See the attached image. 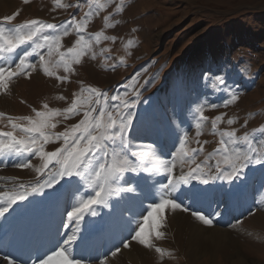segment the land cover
<instances>
[{"label": "rangeland", "instance_id": "1", "mask_svg": "<svg viewBox=\"0 0 264 264\" xmlns=\"http://www.w3.org/2000/svg\"><path fill=\"white\" fill-rule=\"evenodd\" d=\"M60 2L71 6L56 7L54 0H27V3L25 0H0V23L5 16L18 13L5 27L33 19L53 23L57 27L46 30L47 34H61L65 30L69 33L61 38V51L73 47L80 35L89 41V48L80 63L73 64L71 73H65L61 66L51 69L54 76H46L39 66V57H29V62L37 66L29 70L30 77L15 78L8 90L0 93V113L6 114L0 118V130H10L7 117L34 116L32 110L43 111L44 104L61 113L54 118L56 127L50 131L58 134L70 130L83 118L84 109L67 119L64 109L81 95V88L91 87L107 93L109 106L118 103L111 100L115 95L138 100L132 109L136 118L130 134L135 151L154 147L159 149L161 157L170 159L171 153L179 148V140L187 134L188 149H199L203 145V151L195 155L199 163L218 147L220 132L235 129L237 136L249 133L255 144L264 141V131H261L264 129V0ZM101 3L106 5L103 10L98 7ZM121 6L122 10L118 11ZM89 7L93 15L84 31L77 33L68 22L73 17L79 21ZM97 32L101 33L99 42L95 39ZM23 48L30 50V45ZM50 59L55 65L59 57L54 54ZM16 62L18 57L14 56L13 64ZM3 63L5 61H0ZM57 76H67V80H58ZM216 76H220L223 83H219ZM137 91L138 97L135 96ZM233 93L238 99L225 107ZM213 104L219 107L211 108ZM200 105L204 106L207 120L202 122L201 134L196 136V108ZM216 116L222 119L214 130L212 121ZM228 119L234 123L228 125ZM62 143V139L55 140L45 145L44 150L55 151ZM26 161H30L28 168L13 166ZM209 163L214 164L215 160ZM41 165L39 157L30 154L9 153L0 157V193H10L21 183L28 185L47 179L37 172ZM175 171L179 174L180 169ZM183 171H188V166ZM212 171L215 172L214 167ZM127 175L129 184L137 187V191L130 194L134 196L133 206L138 205L137 211L132 212L121 197H114L108 207H96V216L86 215L78 236H87L90 242L86 247L73 246L84 251L80 253L81 262L98 264L112 256L117 247L125 249L124 240L131 241L135 226L147 215L149 204L158 202L159 186L167 182L163 174ZM77 180H62L54 188L29 197L22 206L14 205L15 211L10 209L5 217H0V253L8 258L13 254L23 256L22 262L33 264L37 255L45 253L44 249L49 250L57 242L62 244L66 238L64 234H70L75 227V222L68 220L67 212L88 191L82 184L78 186ZM184 187L188 195L202 199L189 207L190 198L184 194L182 198L176 197L177 202L182 203L189 214L199 212L210 218L212 225H206L205 229L197 231L198 234L190 229L181 241L161 227L163 236L155 239L154 247L148 249L147 261L141 263L133 259V262L128 261L130 264H264V164L248 165L243 175L231 183L214 180L205 185L193 181L181 185L180 190ZM123 205L126 208L121 207ZM115 209L120 217H129L130 212L134 217L141 216L140 219H122L133 221L127 237L123 233L127 229H121L119 217L117 225L111 222L110 216ZM192 217H189L191 222ZM65 223L68 227L63 226ZM31 225L39 230L31 231ZM202 225L198 223L197 226L201 229ZM213 229L220 232L217 240L210 236ZM40 234L46 242H39ZM17 238L25 247L37 249L22 254L14 246ZM214 242L218 243L216 247ZM157 247L162 249L163 255L156 252ZM192 249L198 253L194 254ZM87 251H95L97 255L89 257ZM73 255L78 254L74 252Z\"/></svg>", "mask_w": 264, "mask_h": 264}, {"label": "snow or ice", "instance_id": "2", "mask_svg": "<svg viewBox=\"0 0 264 264\" xmlns=\"http://www.w3.org/2000/svg\"><path fill=\"white\" fill-rule=\"evenodd\" d=\"M25 2L27 3V0ZM54 2L55 6L60 8L71 6L62 4L60 0ZM98 7L99 10H103L106 5L101 3ZM117 10H122V6ZM17 15L18 13H14L5 16L3 23H0V61H5L0 64V93L6 92L15 78L30 77L29 70H35L37 66L29 62V57L38 56L43 73L51 77L55 75L51 70L53 67L62 66L65 73H71L73 64H79L80 58L89 48V41L80 35L73 47L61 51V38L69 33L65 30L61 34H47L46 30L57 27L53 23L33 19L12 27L4 26L10 24ZM92 15L93 10L89 7L79 21L73 17L68 23L77 33H82ZM107 19L105 17V21ZM100 38L101 33L97 32L96 41L99 42ZM104 38L108 39V37ZM24 45H30V50L24 49ZM18 49L21 52H18ZM42 49L45 51H41ZM54 54L59 57L55 65L50 59ZM14 56L18 57V62L13 64ZM56 79L67 80V76H57ZM215 79L223 83L220 76H216ZM84 92L88 95L84 96ZM135 96H139L138 91L135 92ZM237 99L238 97L233 93L224 106ZM111 100L118 103L109 106L107 93L91 87L81 88V95L74 98L71 105L63 112L67 119L78 115L81 109H84L83 118L72 125L70 130L58 134L50 131L56 127L53 123L54 118L61 113L57 109H50L47 104L43 105V111L33 109L34 116L7 117L10 130H0V157L9 153L37 156L42 161L41 167L37 169L38 174L48 177L28 185L21 183L10 193H0V217H5L10 209L15 211L14 205L22 206L29 197L42 193L45 189L54 188L62 180L71 182L72 178H78L77 185L82 184L88 190L83 197L72 204L71 211L67 212L68 220L75 222L73 231L64 234L66 238L63 239L62 244L57 242L48 252L37 255L33 264H81L80 259L73 255L76 251L74 245L81 244L82 247H86L88 244L86 239L83 241L78 239L81 222L86 215L96 216V207H108L112 198H123V194L137 191V187L131 186L128 182L129 173L136 176L140 173H146L148 176L163 174L167 179V182L159 187L158 202L149 204L147 215L142 217V222L131 235L132 241L150 248L154 247L153 238L160 239L163 236L160 228L163 226L166 210L188 211L187 208L182 207V203L177 202L175 197L181 185L193 181L206 185L214 180L231 183L243 175L248 165L264 164V150H262L264 141L255 144L249 133L237 136L235 129L220 132L218 147L199 163L196 162L195 155L203 151V145L199 149H188L187 134L179 140V148L171 153L170 159L163 158L150 150L135 151L130 134L136 118V113L132 109L136 107L138 100L123 99L119 95L111 96ZM210 107L216 108L219 105L213 104ZM196 112L198 116L195 129L196 136H199L202 122L206 121L207 117L204 115L203 105L197 106ZM5 115L0 113V118H4ZM221 119V116H216L212 121L214 130ZM233 123L232 119L227 120L228 125ZM61 139L63 143L55 151L44 150L45 145ZM213 159L215 163L210 164L209 161ZM13 166L28 168L30 161L16 163ZM185 166H188L186 172L183 171ZM213 167L215 172L212 171ZM177 168L180 169L179 174L175 173ZM192 215L204 225L211 226L213 223L210 218L199 212H192ZM132 223V220H122L120 227L122 230H130L131 234ZM63 226L68 227V224L65 223ZM123 247L129 248L130 243L123 242ZM155 250L163 255L162 249L157 247ZM119 251L120 248L117 247L111 255L115 256ZM5 259L8 260V264H20L15 257L5 256ZM23 264H27V261ZM99 264H105V260H100Z\"/></svg>", "mask_w": 264, "mask_h": 264}, {"label": "bare ground", "instance_id": "3", "mask_svg": "<svg viewBox=\"0 0 264 264\" xmlns=\"http://www.w3.org/2000/svg\"><path fill=\"white\" fill-rule=\"evenodd\" d=\"M156 141V140H155ZM167 144H169V141L167 142ZM170 145V144H169ZM166 146V145H165ZM167 147V146H166ZM151 152H155L157 155L159 154V156H160V152H158V150L156 149V148H152V150L151 149H149ZM176 172V171H175ZM164 178V177H163ZM160 179V178H159ZM162 183V182H161ZM155 184H157V182L155 183ZM157 186H159V185H157ZM155 187H156V185H155ZM160 187V186H159ZM157 188V187H156ZM142 189V188H141ZM194 193V192H193ZM184 194H186V195H188L189 194V192L187 191V187H184L183 188V190L181 191L180 189L175 193V197H177V198H182L183 197V195ZM125 195V197H123L122 199L125 201V202H127V205H128V208L132 211V210H134V211H137V208H138V205H135V207L133 206V200H134V196H133V198L130 196V194H124ZM158 195H160V194H158ZM185 195V196H186ZM197 196V195H196ZM196 196H193V194L192 195H188V197L187 198H190L189 200H188V206L190 207L192 204H193V206H194V204H195V202H197V201H199V200H201L202 198H199V197H196ZM132 198V200H130ZM156 198V197H155ZM157 198H159V196L157 197ZM133 201V202H132ZM131 202H132V204H131ZM186 204H187V199L185 200V206H186ZM126 205V204H125ZM188 206H186V207H188ZM121 207H125L126 208V206H121ZM116 208V207H115ZM127 208V209H128ZM122 209V208H121ZM117 210L115 209V212H113L112 211V215L110 216L111 218V222L113 223V222H115L114 224H116L117 225V223H118V217H119V220L120 221H122V219H126V218H129V219H132V218H136V219H140L141 218V216L140 217H138L139 215H137L136 217H134L132 214H131V212H130V215H129V217H125V216H127V215H121V217H120V214L118 213V212H116ZM119 211V210H118ZM120 212V211H119ZM133 212V211H132ZM192 214H189V212H187V211H182V210H180V209H175V210H173L172 209V211H169V209L166 211V214H165V218H164V220H163V226H162V229H164L165 231L167 230L168 232H172L173 234H174V237H176L177 238V240L178 239H180V241L181 240H184V236H186V234H188V232H190V229H192L193 231H195L196 233H197V231H201V230H203V229H205V226L206 225H204L202 222H200V221H198L195 217H192L193 219H191L192 220V222L191 221H189L190 219H189V217L191 216ZM113 217V218H112ZM135 219V220H136ZM38 220V219H37ZM134 220V221H135ZM140 221V220H139ZM36 222V221H35ZM38 222V221H37ZM141 222H142V218H141ZM39 223V222H38ZM198 223H200V224H203L202 226V228L200 229L197 225H198ZM56 224V223H55ZM12 225V224H11ZM138 225V224H137ZM137 225L135 226V229H136V227H137ZM15 226V225H14ZM38 226V225H37ZM198 227L197 229L195 228V227ZM31 227L32 228H30V230L31 231H35L36 229H37V231L39 230L38 229V227H36V226H32L31 225ZM160 230H161V228H160ZM110 232V231H109ZM195 232H194V235H195ZM204 232V231H203ZM206 232V231H205ZM123 233L125 234L124 236L125 237H127V236H129V234H130V231H127V230H125V231H123ZM199 233V232H198ZM197 233V234H198ZM220 232L217 230V229H213V231L211 230L210 231V236L213 238L214 237V239L215 240H217V238H219V234ZM201 234V233H200ZM198 235V236H201V235ZM224 235V234H223ZM20 236V235H19ZM209 236V237H210ZM38 237H41V240L39 241V242H46L45 241V237L44 236H42L41 234L40 235H38ZM191 237V236H190ZM203 237V236H202ZM80 238H82L81 237V235H79L78 236V239H80ZM192 238V237H191ZM201 238V237H200ZM87 240L88 241V243L90 242V240H89V238L87 237V236H84V238H82L81 239V241H83V240ZM126 239V238H125ZM193 240H194V238H192ZM197 239H198V237H197ZM128 240L129 239H126V240H124V242H128ZM0 241H2V237H0ZM154 241H155V238H153L152 239V244L154 243ZM203 241V240H202ZM212 241V240H211ZM129 243H130V247L129 248H125V249H123V250H120L115 256H110V257H108V258H105V259H103V260H105V264H130L128 261H132L133 259L135 260L136 259V262L137 261H141V263H145V261H147V258H148V249L149 248H145V247H143V246H141V245H139V244H137L135 241H129ZM215 243V247L217 246V244L218 243H216V242H214ZM195 244V243H194ZM212 244V243H211ZM206 245H208L207 244V242H206ZM210 245V244H209ZM14 246L16 247V249L17 250H20V251H22V254H29L31 251H33L35 248L37 249V247H35V248H32V247H29V246H24V243H23V241H21V239H19V238H17L15 241H14ZM13 246V247H14ZM111 247V246H110ZM209 247V246H208ZM113 248V247H112ZM198 248V247H197ZM115 249V248H114ZM221 250V249H220ZM45 253H46V251L48 252V250H46V249H44L43 250ZM192 251H194V254L195 253H198V251L197 250H195V249H192ZM212 251V250H211ZM84 251L83 250H79V249H77L76 251H75V254H78L76 257H78L79 259H81L80 257H81V255L82 254H80V253H83ZM87 253L89 254L88 256L89 257H93L94 255H97L96 254V252L95 251H87ZM34 256V255H33ZM12 257H15V258H17V257H19V258H17L16 260L19 262V260H20V264L22 263L23 264V262H22V257L23 256H17L16 254H13L12 255ZM29 258V257H28ZM33 260V259H32ZM31 260V261H32ZM133 260V261H134ZM132 261V262H133ZM139 261V262H140ZM0 264H8V260L7 259H5V257L3 256V254H1L0 253ZM81 264H90V263H86V262H81ZM99 264V263H98ZM134 264V263H133Z\"/></svg>", "mask_w": 264, "mask_h": 264}]
</instances>
